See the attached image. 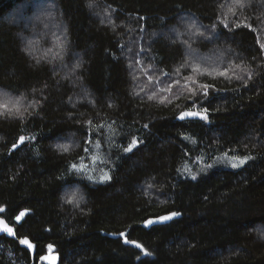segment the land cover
Instances as JSON below:
<instances>
[{
  "label": "trees",
  "instance_id": "trees-1",
  "mask_svg": "<svg viewBox=\"0 0 264 264\" xmlns=\"http://www.w3.org/2000/svg\"><path fill=\"white\" fill-rule=\"evenodd\" d=\"M36 1L0 0V264H264V0H47L61 48Z\"/></svg>",
  "mask_w": 264,
  "mask_h": 264
},
{
  "label": "rangeland",
  "instance_id": "rangeland-1",
  "mask_svg": "<svg viewBox=\"0 0 264 264\" xmlns=\"http://www.w3.org/2000/svg\"><path fill=\"white\" fill-rule=\"evenodd\" d=\"M34 12L31 14V16L28 17V22L31 24H38L42 25L47 33L50 34L49 38H52L54 40V46L55 47H60V44H63L64 41V29L61 26V23L59 22L60 25L57 24V15L54 13L53 7L48 3L47 0H37L36 3H34ZM19 13V12H18ZM17 13V14H18ZM185 24H188L190 31H194L197 28V25L195 22L192 20H187ZM49 36V35H48ZM48 51V50H47ZM195 52L193 51H188V59H189V64L194 67L201 69L203 67L202 64H214V59L211 57H206V56H199L200 58H197ZM202 61V62H201ZM4 95V94H3ZM1 102L4 104H7V108H2L0 107V112L6 109H11V110H20L21 106L24 107L25 103L20 104L17 99H12L10 97H5L1 96ZM3 101V102H2ZM18 102V103H17ZM17 112V111H16ZM71 145V147L75 144L74 140L72 139H66L62 145ZM70 147V148H71ZM72 192H69L71 194ZM68 194V195H69Z\"/></svg>",
  "mask_w": 264,
  "mask_h": 264
},
{
  "label": "snow or ice",
  "instance_id": "snow-or-ice-1",
  "mask_svg": "<svg viewBox=\"0 0 264 264\" xmlns=\"http://www.w3.org/2000/svg\"><path fill=\"white\" fill-rule=\"evenodd\" d=\"M236 6L240 7V8H243L245 5L244 3L242 2V0H236ZM89 7H92V4H89ZM231 10V9H230ZM227 26V25H225ZM199 35H203V33H199ZM259 42V41H258ZM260 47L262 50H264V43L260 44ZM198 69L197 68H193V71H197ZM224 73H221V75H223ZM250 78V77H249ZM201 87L203 88H207L209 87L208 85H202ZM18 103V102H17ZM0 107L2 108H7V104H0ZM205 112H207V109L204 110ZM197 115H200V113H197V112H181L180 113V119H183L184 117L186 116H197ZM203 118H207L206 116H204ZM88 123H91L90 121ZM144 127H148V125H144ZM23 137L20 138L21 141H23ZM138 141L133 138L131 143L129 144V146L127 148H124L123 151L126 152V153H129V152H132L133 148L137 145ZM16 145H13V147H15ZM71 145H57V148L61 151H68L70 149ZM240 163H244V160H241ZM237 165L233 164V167H236ZM76 166L73 165V168H75ZM102 180H106V179H110V177H108L107 175L105 176H102L101 177ZM193 179H195V177H193ZM66 202L67 203H73L75 202L76 206H79V199H77V193L76 192H72L71 194H69L68 196H66ZM82 199V197L80 198ZM3 209H0V212H2ZM21 216L24 215V213H21L20 214ZM178 215V213H171L170 215H167V216H161L159 217V220L161 221H164V220H169L172 218V216H176ZM17 220L20 219V217H16ZM146 223L148 224H151L152 221L149 220V221H146ZM0 231H5L11 235H15L13 229L11 227H9L7 225V223L2 219L0 218ZM121 236H125V234L123 232L120 233ZM20 243L21 244H25L27 245L29 248L32 247V244L30 243V241L27 239V238H23L20 240ZM125 243H131V244H134L135 247L141 249V251L145 254V255H149L150 253H148V251L146 249L143 248V245L139 244L138 242L136 241H130L128 240L127 238H125ZM49 248H51V245H49ZM41 259H45V257H41Z\"/></svg>",
  "mask_w": 264,
  "mask_h": 264
},
{
  "label": "water",
  "instance_id": "water-1",
  "mask_svg": "<svg viewBox=\"0 0 264 264\" xmlns=\"http://www.w3.org/2000/svg\"><path fill=\"white\" fill-rule=\"evenodd\" d=\"M183 112H197V113H200V115H197V116H186V117H184V118H187V119H205V118H203V117H204V116H207V114H206L204 111L193 110V109H192V110H185V111H183ZM171 213H176V212H169V213H164V214H161V215H158V216H152V217H149V218H147V219L142 223V225H143L144 227L150 228V227L153 226V225L169 223V222L172 221L173 219L177 218L178 215H176V216H172L171 219H169V220H164V221L159 220V217H161V216H167V215H170ZM0 218H2V219L7 223V225L13 229L15 235H11V234H9V233H7V232H5V231H0V234H5V235H7L8 237H12V238H14V239H18L17 234H16V227H15L13 224L9 223V222H8L6 219H4L3 217L0 216ZM149 220L152 221L151 224L146 223V221H149ZM120 233H121V232H120ZM120 233H111L110 236H112V237H123V238H124V241H125V238H127V237H126V231H123V233L125 234V236H121ZM22 239H23V238H22ZM27 239H28V238H27ZM127 239H128V238H127ZM20 240H21V239H19V242H20ZM28 240H29L30 243L32 244V247H31V248H29V247H28L27 245H25V244H22V245H24L27 249H29V250L31 251V253H32V257L34 258V256H35V250H36V249H35V248H36V245H35L30 239H28ZM42 257H45V259H41V258H40V260H39V264H43V263H44V264H59V263H60V253L57 252L54 248H51V249H50L45 255H43Z\"/></svg>",
  "mask_w": 264,
  "mask_h": 264
}]
</instances>
